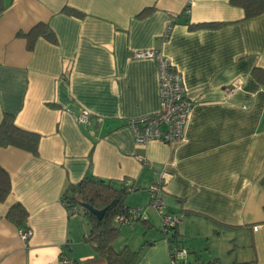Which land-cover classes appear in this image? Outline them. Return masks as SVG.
<instances>
[{
	"label": "crops",
	"instance_id": "obj_1",
	"mask_svg": "<svg viewBox=\"0 0 264 264\" xmlns=\"http://www.w3.org/2000/svg\"><path fill=\"white\" fill-rule=\"evenodd\" d=\"M2 4L0 121L11 113L39 142L35 154L0 147L10 178L0 201V264H108L84 241L86 217L61 201L86 175L132 185L125 206L142 207L145 218L120 225L115 241L140 248L136 264H174V245L148 205L146 187L161 171L169 174L167 209L179 216L172 233L185 254L177 259L264 264V12L245 18L230 0ZM38 23L55 40L39 36L28 48L21 33ZM150 48L182 74L192 104L185 141L138 145L128 127L159 108L155 61L132 57ZM82 110L89 125L75 120ZM16 203L27 213L21 225L7 217Z\"/></svg>",
	"mask_w": 264,
	"mask_h": 264
},
{
	"label": "trees",
	"instance_id": "obj_2",
	"mask_svg": "<svg viewBox=\"0 0 264 264\" xmlns=\"http://www.w3.org/2000/svg\"><path fill=\"white\" fill-rule=\"evenodd\" d=\"M230 3L241 7L244 11L245 18L255 17L264 12V0H230ZM2 10L3 4L2 0H0V12ZM46 25L45 23H38L32 26L28 32L21 33L27 39L28 48L32 47L36 38L39 36L50 41L55 40L52 31ZM259 75L262 77L264 72H261ZM38 142L39 136L37 133L20 128L15 125L14 116L11 113H3L0 121V147L13 146L35 154L37 152L36 147L38 146ZM9 185V175L0 167V201L4 200L9 194ZM132 190H134L132 185H126L123 181L105 180L92 175H86L80 181L69 184L61 195V201L65 206L64 208H67V210L75 208L76 214L80 213L86 217L89 230L84 241L91 246L96 255L102 256L108 264L137 263L140 248L137 250L123 246L120 249H116L113 243L119 235L118 229L121 225L116 220V217L120 215H131L129 213L131 207L125 206V201L129 194L128 192ZM82 203L88 204L97 210L104 209L102 217L96 219V216L80 207ZM7 210V217L19 225L26 219V210L19 203L11 205ZM158 229L160 230V221ZM173 229L169 234L164 235L174 245V248L179 249L178 240H176L175 234L172 233ZM175 264L219 263L216 262V259L198 262L197 258H181L176 259Z\"/></svg>",
	"mask_w": 264,
	"mask_h": 264
},
{
	"label": "built area",
	"instance_id": "obj_3",
	"mask_svg": "<svg viewBox=\"0 0 264 264\" xmlns=\"http://www.w3.org/2000/svg\"><path fill=\"white\" fill-rule=\"evenodd\" d=\"M189 3L185 6L184 13L190 11ZM172 22L167 25V32L170 30ZM134 59H151L157 65L158 73V93L159 105L158 110L135 119L128 121V127L131 129L135 144L145 145L151 140H160L166 143L185 141V130L192 111V104L187 99L182 82L183 77L179 70L173 66L168 58L156 49L136 50L132 53ZM91 115L88 111L82 110L76 116L75 120L81 125H89ZM169 174L161 171L156 181L147 185L146 190L149 194L150 205L156 212L160 221V230L163 234H169L173 226L179 221V216L167 209L162 191L165 190L166 178ZM130 185V182H126ZM75 214V208L69 210ZM131 215H120L116 217L121 225L129 224L133 220L144 219V211L142 208H131ZM32 230L27 228L19 231V237L23 241H27L31 237ZM185 250L177 248L170 249V258L175 264L176 257H184ZM62 264H72L71 261L62 258Z\"/></svg>",
	"mask_w": 264,
	"mask_h": 264
},
{
	"label": "water",
	"instance_id": "obj_4",
	"mask_svg": "<svg viewBox=\"0 0 264 264\" xmlns=\"http://www.w3.org/2000/svg\"><path fill=\"white\" fill-rule=\"evenodd\" d=\"M80 207L86 209L88 212H90L91 214L96 216L97 217L96 219H100L102 217L103 213H104V209L97 210V209H95V208H93L90 205L85 204V203H82Z\"/></svg>",
	"mask_w": 264,
	"mask_h": 264
},
{
	"label": "rangeland",
	"instance_id": "obj_5",
	"mask_svg": "<svg viewBox=\"0 0 264 264\" xmlns=\"http://www.w3.org/2000/svg\"><path fill=\"white\" fill-rule=\"evenodd\" d=\"M83 217H84V216H83ZM158 219H159V217H158ZM84 221L86 222V220H84ZM85 226H86L87 230H89V229H88V225L85 224ZM114 243H115V244H114V247H115L116 249H120V248H121V244H122V243H121L120 241H117V242L115 241ZM132 245H134V244L132 243Z\"/></svg>",
	"mask_w": 264,
	"mask_h": 264
}]
</instances>
